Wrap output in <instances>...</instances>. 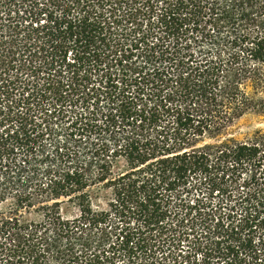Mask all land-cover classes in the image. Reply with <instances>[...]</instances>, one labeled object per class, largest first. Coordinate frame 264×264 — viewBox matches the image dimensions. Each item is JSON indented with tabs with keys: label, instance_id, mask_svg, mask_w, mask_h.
Instances as JSON below:
<instances>
[{
	"label": "trees",
	"instance_id": "trees-1",
	"mask_svg": "<svg viewBox=\"0 0 264 264\" xmlns=\"http://www.w3.org/2000/svg\"><path fill=\"white\" fill-rule=\"evenodd\" d=\"M248 112L264 0H0V264H264Z\"/></svg>",
	"mask_w": 264,
	"mask_h": 264
},
{
	"label": "rangeland",
	"instance_id": "rangeland-1",
	"mask_svg": "<svg viewBox=\"0 0 264 264\" xmlns=\"http://www.w3.org/2000/svg\"><path fill=\"white\" fill-rule=\"evenodd\" d=\"M74 112H68L66 115L61 114L57 119L54 120L58 126V132L60 136H63L66 132L65 129H62L61 132L59 131L61 128L65 126V122L70 118L71 116H74ZM55 130V129H54ZM264 133V113H258V112H248L241 116L238 120L234 122L233 125L228 127L227 129H224L220 135H218L214 140H208L206 139V143H220L221 141H228V140H234L237 142L246 141L248 138H251L256 133ZM125 169L124 161L120 160L118 164L114 168L115 173H122ZM91 195L93 197V205L95 207H98L100 209H107L108 204L113 199V192L105 187L101 186H95L91 189ZM216 195V194H214ZM217 198L214 197V200ZM10 203V200L6 201L3 204V207L7 206ZM68 205L62 204L63 207V215L67 216H74L76 214V210L74 207H67ZM24 217L34 219L35 213L34 210L30 211L29 213H26ZM183 244V243H182ZM185 247V245H182ZM182 248V247H181ZM186 248H182V250H185Z\"/></svg>",
	"mask_w": 264,
	"mask_h": 264
}]
</instances>
